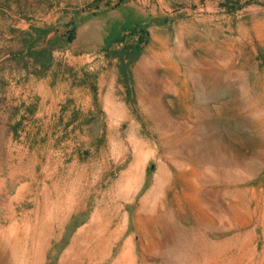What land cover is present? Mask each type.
Listing matches in <instances>:
<instances>
[{
  "label": "rangeland",
  "instance_id": "1",
  "mask_svg": "<svg viewBox=\"0 0 264 264\" xmlns=\"http://www.w3.org/2000/svg\"><path fill=\"white\" fill-rule=\"evenodd\" d=\"M0 264H264V0H0Z\"/></svg>",
  "mask_w": 264,
  "mask_h": 264
}]
</instances>
